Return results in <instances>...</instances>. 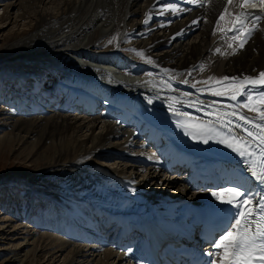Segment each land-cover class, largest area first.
<instances>
[{"label": "bare ground", "instance_id": "obj_1", "mask_svg": "<svg viewBox=\"0 0 264 264\" xmlns=\"http://www.w3.org/2000/svg\"><path fill=\"white\" fill-rule=\"evenodd\" d=\"M166 5H172L173 8L166 9ZM2 10L0 28L5 24L12 28L18 27L17 19L21 20L23 27L4 41L0 39V72L6 74V69L12 71L13 67L16 70L21 67L25 71L24 75H27V71L38 68L46 75L49 70H53L55 76L66 84L62 87L64 92L77 97L75 102H71L62 94V106L86 114H57L55 111L48 117L44 116L45 119L17 120L12 123L11 134L0 139V160L3 161L4 155L13 145L24 146L32 138V133L38 132V138L27 149V156L24 158L22 152L15 159L24 164L29 163L27 168L30 167L33 171H30L32 174H12L3 180L10 183L18 179L17 182L28 185V201L39 196L50 199L55 194L67 199L68 196L61 192L62 186L52 184L53 181H45L50 175L46 173L59 171L60 174V169L69 167L66 161L76 155L79 158L99 156L98 159L103 157L100 158L103 161L104 158L119 160L120 163H125L117 164L116 168L120 172L110 170L104 174L103 169H97L101 176L98 184L100 187L103 185V188L108 186L106 194L110 197L107 204L115 208L108 209L102 203L90 199L88 207L93 218L89 225L95 223V227H101L105 221L118 224L124 222L130 230L133 229L131 222H134L130 215L135 207L130 206L129 201L135 196L136 202L142 200L152 204L157 195L169 194V191L171 196H175L177 203L186 208L196 200L204 201L210 197L213 185L206 184V190L198 185H190L186 182V174L180 176L178 169L170 172V176L166 175L164 167L167 160L176 155L180 154L183 163L186 161L184 171L188 174L194 169L193 165L189 169V161L201 165L206 160L203 152L184 134L167 127L154 116L152 110L171 112L169 104L173 97L184 102L175 104L174 107L179 108L182 113H188V117L209 119L211 116H205L197 108L203 109L211 105L221 112L232 111L230 105L238 107L237 102L197 93L198 81L208 80L209 77L219 79L223 76L252 75L264 71V18L257 23L254 22L255 14L249 13L250 23L244 31L252 27L254 30L241 48L244 36L233 39L234 33L229 31L234 27L235 12L239 10L234 0L231 4L227 0H12L4 3ZM14 13L20 15L13 17ZM221 13L224 14V19L217 24ZM136 28L137 38L141 34L145 36L136 41L137 45L156 54L153 55L156 63L172 83L160 79L137 78L136 72L125 75L116 68L118 66L114 62L109 65L101 64L102 60H106L104 55L91 52L93 47L108 43L113 37H116L112 42L114 47L121 45L127 39V34ZM107 47L114 48L113 45ZM217 49H220L219 53ZM24 54L28 56L25 57ZM85 57L90 60L85 61ZM98 79L106 82L107 87L102 83L98 84ZM116 81L128 84L124 92L122 87L117 88ZM67 84L76 88L67 87ZM193 84L196 85L195 88L192 87ZM57 85L62 84L58 82ZM153 86L165 88L166 91L157 90ZM149 98L152 99L151 104L148 103ZM31 99L36 100L33 95ZM61 101H56L52 96V101H48L50 105L43 104L41 109L60 106ZM189 104H195L196 107L187 106ZM38 105L36 101L33 108L39 109L41 106ZM123 109L128 116L120 115ZM243 114L253 119L257 117L255 111H244ZM99 122L103 124L97 125ZM46 139L51 140L50 145L31 162L36 149L41 148ZM188 155L190 159H186ZM65 162V166L61 164ZM55 165H59L60 169ZM132 166L139 168L138 178L141 180L138 182L132 180L135 171ZM71 167L70 169L75 170ZM127 171L130 174L126 176ZM85 173L92 175L91 171ZM155 173L165 175L160 177L161 174L157 176ZM203 173L206 171L203 170ZM88 216L78 214L72 222L57 223L59 229H72L74 237H80L85 242L86 249L68 244L62 237H52L49 233L28 239L26 237L29 232L26 231L22 233L25 234V239L19 241L16 240L19 238H11L17 227L7 225L0 228L9 232L6 245L10 248L5 251L13 252L5 263L56 264L58 260H62L61 264H75L77 261L81 263L83 259V264H136L135 261H126L111 247H107L108 236L100 235L102 231L97 233V237L91 238L88 236L90 231L87 226L80 230L72 227L73 223H79ZM4 231L0 230V241H5ZM60 252L65 253L61 254L62 259H58ZM43 256L48 258H42Z\"/></svg>", "mask_w": 264, "mask_h": 264}, {"label": "snow or ice", "instance_id": "obj_2", "mask_svg": "<svg viewBox=\"0 0 264 264\" xmlns=\"http://www.w3.org/2000/svg\"><path fill=\"white\" fill-rule=\"evenodd\" d=\"M227 3H233V0H227ZM239 6L242 11L235 15L234 27L229 31L234 33L233 39L240 35L244 36L240 44L243 48L254 30L252 27L244 31L246 25L250 23L249 13L259 9L254 18V22L257 23L264 18V0H239ZM165 7L173 8L172 5ZM226 11L227 8H225ZM223 19L224 14L221 13L217 24ZM147 22L146 19L145 23ZM115 39L116 37H113L108 43L111 44ZM229 47L232 45L229 44ZM216 51L219 53L220 49ZM136 54L141 58L144 56L142 52ZM148 62L151 63L150 60ZM226 81H231L227 87L223 83ZM209 82H215L219 87L201 88L199 91H208L212 96H227L233 102L243 97L239 107L255 111L257 117L253 119L240 114L235 110L234 105H230L229 107L233 110L227 112L218 111L214 105H211L203 109L197 108V111L202 110L205 116H214L215 119L206 121H200L198 117L177 119V127L194 141L205 144L214 141L231 150L241 158L242 162H245V171L249 172L250 176L264 189V71L259 72L257 77L223 76L219 79L209 77L208 80L198 81L203 84H209ZM192 87L195 88L196 85L193 84ZM253 91L257 92L255 96L252 94ZM148 103H152L151 98ZM182 103L184 102L173 97L172 103L169 104V111L177 117L189 116L188 113H182L179 108L174 107L175 104ZM187 106L196 107L195 104ZM232 117H235V121L231 119ZM236 121H243V124H238ZM245 125L250 127H244ZM233 126L241 128L247 138L233 135L231 132ZM221 129H228L227 134L220 135ZM211 195L221 204L235 209V212L231 219L222 225L218 238L210 242L216 251L205 253L209 257L206 264H264V190L260 193L261 199L255 200V194L249 189L244 188L240 183H230L213 191Z\"/></svg>", "mask_w": 264, "mask_h": 264}, {"label": "rangeland", "instance_id": "obj_3", "mask_svg": "<svg viewBox=\"0 0 264 264\" xmlns=\"http://www.w3.org/2000/svg\"><path fill=\"white\" fill-rule=\"evenodd\" d=\"M2 2H0V18L1 17H3L2 16V13H3V10H2V8H3V5H4V3H6V2H11L12 0H1ZM18 15H20V14H16L15 15V13L12 15L13 17H16V16H18ZM17 21V23H18V27H15V28H12V26L10 25H8V24H5L4 26H2V28H0V39L2 40V41H4L6 38H9L10 37V35H12V33L14 32V31H16L18 28L19 29H22V27H23V24H22V22H21V20L20 19H17L16 20ZM188 36V35H187ZM136 41V40H135ZM1 44L2 43H0V46H1ZM110 45H113V47H114V44L113 43H111V44H109V43H104L103 45H101V46H104L102 49H110L111 47H107V46H110ZM114 48H116V47H114ZM141 48V47H140ZM134 49V51H133V54L134 55H136L137 56V58L138 59H142L139 55H137L136 53H139L140 51H136L137 50V48L136 47H134L133 48ZM142 49V48H141ZM143 50V49H142ZM123 51H126V50H123ZM144 54H146V55H148L149 57H148V59H150V55L153 57V59H154V56L153 55H156V54H152V53H149V52H147V51H145V50H143L142 51ZM126 53H129L128 51H126ZM125 53V54H126ZM24 56L25 57H27L28 55H26V54H24ZM144 57V56H143ZM110 58V57H109ZM111 60L113 59V58H110ZM151 60V59H150ZM155 60V59H154ZM156 62V61H155ZM127 66V67H126ZM124 68H130L129 66H128V64L127 65H125L124 66ZM12 69V68H11ZM20 69V70H19ZM19 69H18V67H17V70H19V72L16 70V67H13V70L11 71V70H9V69H6V74H3V71L2 72H0V74L1 75H8V78H9V76L11 77V75L13 76L12 78H14V77H16L17 75H20V74H23L24 75V73H25V71H24V69L23 68H21V67H19ZM5 70V69H4ZM8 70V71H7ZM1 71V70H0ZM9 71H11V72H9ZM21 72V73H20ZM23 72V73H22ZM11 73H13V74H11ZM15 74V75H14ZM135 74H137V73H135ZM162 74L164 75V72L162 71ZM126 75V74H125ZM128 75H130V73H128ZM244 76V75H243ZM0 77H2V76H0ZM152 77H156V78H152ZM237 77H239V78H242V75H240V74H238L237 75ZM157 79V78H159V76L157 75V76H151L150 78H146V79ZM160 78H162V77H160ZM159 78V79H160ZM158 80V79H157ZM168 81V80H167ZM216 84V83H215ZM216 86H218L217 84H216ZM208 88V87H207ZM202 94H204V93H202ZM217 97V96H216ZM220 98H223V97H220ZM226 99V98H225ZM229 100V99H228ZM60 104V103H59ZM13 107H15L16 108V105L14 106L13 105ZM2 107L0 106V139H3L4 138V135H6V134H11V131H12V129H13V126H12V123H14L15 121H17V120H24V121H27V120H39L40 118L41 119H45L44 118V116H40L38 113H36V112H30V113H27V114H30L31 115V117H28V118H22V117H20V115L18 114L19 112H17V114L14 116V115H9L6 111H3L2 109H1ZM17 110H18V108H16ZM28 109V108H27ZM2 111V112H1ZM57 112H55V113H57L58 114V110H56ZM4 113H6V114H4ZM49 112H47V111H45V114H48ZM34 114V115H33ZM51 114H54V112H52V113H50V114H48V115H45V117L47 116H50ZM63 114H65V113H63ZM74 115H75V113H74ZM40 116V117H39ZM4 121V122H3ZM117 122V121H116ZM104 123H105V121H104ZM100 124H103L102 122L100 123H98L97 125H100ZM106 124V123H105ZM11 127V128H10ZM96 133H98V131H96ZM32 140L31 139H29V140H27V144H25L24 146H22V147H20L19 145H17V144H15V145H13L8 151H7V153H6V155H4V159H3V161H1L0 160V187H9V188H14V190H15V192H17V187L19 186V187H22V186H24L25 188H29V186L28 185H26L25 183H21L20 181L19 182H17L18 181V179H16V180H14L13 182H10V183H8V182H6L5 180H3V178L4 177H9V176H11L12 174L13 175H21V174H25V173H31L30 171H33V169L32 168H27L28 167V165L30 166V164L29 163H26V164H24V163H22V162H20V161H15V159H17V156L20 154V153H22L23 152V157L25 158V156H27V153H28V148L33 144V142L38 138V132H35V133H32ZM50 143H51V140H49V139H46V141L44 142V144L41 146V148H39L38 150L36 149V151H35V155L31 158V162H33L37 157H38V155L39 154H41V153H43L44 152V150L50 145ZM49 144V145H48ZM15 149H16V151H15ZM3 153V152H2ZM137 154V153H136ZM135 154V155H136ZM78 155H76V156H72L70 159H68V161H66L67 163H68V165L67 166H69V167H67V169H64V170H61L59 167V165H55L54 167H56L58 170L60 169V171H61V173L59 174V171H57V172H55L54 173V171H51V173H46L47 175H49V178L48 179H45V181H50V183L52 182V184H55V185H58V186H62L63 188H66V189H68L69 187H70V184L71 183H76V184H80V183H82V181H83V176L81 177V175L79 176V174H77V170H73V169H70V168H72L71 166H73V168H76L75 166L77 165V167H82V166H89V167H95V166H101V167H104V168H107L108 170H115V171H117V172H120L121 170H117V168H116V166H117V164H120V165H122L124 162H121L120 163V161L119 160H114V159H112V158H108V159H105L104 158V161H103V159H100V158H103V157H100L99 159H98V157L97 158H95L96 156H86V157H78ZM74 158V159H73ZM72 159V160H71ZM100 160V161H99ZM106 160H108L107 161V163H106ZM112 160V161H111ZM117 161V162H116ZM17 162V163H16ZM61 163L62 165L64 164V166H65V164H67V163ZM103 162V163H102ZM105 162V163H104ZM73 163V164H72ZM28 164V165H27ZM125 164V163H124ZM58 166V167H57ZM132 168L133 169H135V171L133 172V174H134V180H136V181H134V182H138L139 180H141L140 178H138V175L140 174V171H139V168H137L136 166H132ZM96 169H103V168H99V167H96ZM120 169H121V167H120ZM76 171V172H75ZM86 172V171H85ZM139 172V173H138ZM32 174V173H31ZM31 174H28V176L29 175H31ZM52 174V175H51ZM55 174V175H54ZM69 174V175H68ZM127 174H130L129 173V171H127L126 173H125V175L127 176ZM67 175V176H66ZM60 177H63L62 179L60 178ZM138 178V179H137ZM165 178V177H164ZM163 179V178H162ZM61 181V182H60ZM66 182H67V184H66ZM64 184H65V186H64ZM7 185V186H6ZM28 186V187H27ZM104 188L105 189H107L108 188V186H104ZM98 189V188H97ZM142 189H145V188H142ZM99 190H101V188H99ZM89 191H87L86 193H88ZM102 194H106V193H103V191L101 190L100 191ZM170 195H171V192H169V191H167ZM89 195H92L93 193H88ZM86 196H88V195H86ZM106 197H104V198H107L108 197V194H106L105 195ZM78 205H85L84 203L83 204H81V203H79ZM6 208H8V207H6ZM4 212H5V210H0V228H4V227H7V225L9 226H15V227H17L18 229L13 233V235H12V239H15V238H19V239H16V240H19V241H22V240H24L25 239V234L23 235L22 233H24V232H26V231H28L29 232V236L28 237H26V238H28V239H33V238H37L38 236H40V235H46V233L48 232L47 230H44V229H38V228H36L35 226H33L32 224H30L29 222H28V220L29 219H22V220H19V218H17V219H15V218H13L12 219V221H11V212L10 211H7L6 213H5V215H4ZM11 227H9V228H11ZM0 230H3L4 231V229H0ZM4 232H6V235L5 236H3L4 237V239H5V241H0V264H6L5 263V261H6V259H8V258H11V256L13 255V252H10L9 253V251H5L6 250V248H10V246H7L6 245V242H7V239H9V237H8V235H9V232H7V231H4ZM21 232V233H20ZM57 232V231H56ZM49 234H52V235H50V236H55V234H53V232H49ZM19 236V237H18ZM62 240H65V239H62ZM66 241V240H65ZM72 242V243H71ZM71 242H69L68 244H72V245H77L76 247H78V248H80V247H83V249H86L83 245H78V244H76L75 243V241H71ZM19 243H21V242H19ZM85 245V244H84ZM52 251V250H51ZM61 254L62 255H64L65 253L64 252H60L59 254H58V259H62L61 257H63V256H61ZM11 255V256H10ZM42 258H45V259H47L48 257H46V256H43ZM62 261V260H61ZM61 261L60 260H58V262L56 263V264H61ZM84 260L83 259H81V263L80 262H78L77 261V263H75V264H83V263H85V261L83 262ZM12 264H18V263H12Z\"/></svg>", "mask_w": 264, "mask_h": 264}]
</instances>
